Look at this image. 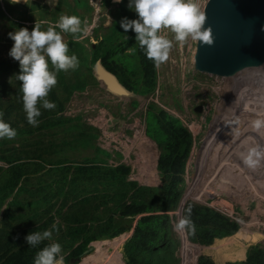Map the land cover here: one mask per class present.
Here are the masks:
<instances>
[{
	"label": "trees",
	"instance_id": "16d2710c",
	"mask_svg": "<svg viewBox=\"0 0 264 264\" xmlns=\"http://www.w3.org/2000/svg\"><path fill=\"white\" fill-rule=\"evenodd\" d=\"M104 1L110 3L109 0ZM127 5L128 0L119 3L117 10L112 12L114 19L109 30L101 39L96 31L98 42L95 45L91 42L87 46L78 38L84 33L86 18L92 17L96 7L92 1L59 0L56 6L50 7L40 2L21 4L0 0V19L7 20L11 28L27 27L26 22L30 21L31 29L37 23L41 30H46L50 25L55 27L60 16L75 15L80 18L82 29L75 34L66 33L69 35L66 41L69 54L74 53L78 57L79 65L75 69L57 73V84L47 97L55 102L56 107L48 110L38 105L42 115L37 118L39 123L36 126L28 123L23 108L22 82L15 77L20 71L19 62L0 59V119L17 132L12 139H0V160L12 163L9 170L17 174L16 181L24 176L29 180L30 174L37 171V167H31L32 162L52 164L45 174H41V177L47 175L48 180L47 185H41L40 189L47 191L48 188L59 195L61 192L60 206L69 207V216L63 219L71 222L67 225L71 230V245L80 240L78 246L70 250L69 257L79 256L94 240L112 239L126 232L139 213L164 209L152 218L139 219L134 234L123 245V258L125 264H179L176 251L181 242L173 236L171 221L166 219L171 216V211L178 208L182 198L181 193L176 195L175 192L179 191L180 185L181 188L183 186L181 173L190 153L192 134L179 118L164 110L160 114L150 112L147 116V132L162 148L158 169L165 176L166 184L160 191L130 179L129 165L110 163L111 153L96 144V139L100 138V128L89 123L81 114L71 116L65 113L66 104L76 92L85 91L90 84H99L93 74L98 59H102L104 65L136 94L146 96L156 91L157 65L148 59L146 50L140 47L137 34L131 29L124 32L120 26L121 19L125 17L138 18L137 13ZM56 31L60 32L58 28ZM129 49L131 51L127 52ZM132 58L138 60V69L130 66ZM49 67L52 68L51 64ZM133 103L138 102L134 100ZM171 175L175 177L171 178ZM172 196H175L174 203H171ZM209 212L205 207L197 208L196 204L188 207L184 218L191 221V227H185L191 242L209 246L241 233L239 222ZM242 239L248 241L249 237L244 234ZM117 242L113 243L114 252L109 256L108 264H124ZM100 243H96L98 249L94 256L86 257L81 264H87L88 260L105 262L108 255L106 248H99ZM50 244L44 240L37 247L26 248L21 252L20 259L18 253L7 264H35L37 253ZM198 264L219 263L211 253L206 252L198 257ZM224 264H264V246L253 244L245 250L244 258L229 260Z\"/></svg>",
	"mask_w": 264,
	"mask_h": 264
},
{
	"label": "rangeland",
	"instance_id": "374dc122",
	"mask_svg": "<svg viewBox=\"0 0 264 264\" xmlns=\"http://www.w3.org/2000/svg\"><path fill=\"white\" fill-rule=\"evenodd\" d=\"M90 1L96 7L92 17L86 18L84 33L78 38L87 46L91 42L94 45L98 42L95 37L97 32L101 39L109 30L114 19L112 12L119 6L115 0H109L110 3L99 0L97 4L96 0ZM37 2L54 7L59 0H56L54 5L48 0H20L21 4ZM196 3L202 12L203 0H196ZM80 10L82 11L81 8ZM30 23L26 22L31 31ZM95 27L98 29L95 30ZM15 29L8 25L7 20L0 19V59L7 62H18L8 54L14 43L8 33ZM162 34L169 39L173 36L168 29H163ZM61 35L66 42L69 35L63 32ZM195 43L196 41L190 39L184 43L173 40L168 60L157 66L158 87L153 94H137L134 98L114 96L99 82L96 85L90 84L83 92H76L66 104L65 113L71 116L81 114L89 123L100 128V138L96 139V144L111 153V163L128 164L131 167V179L138 180L141 184L151 183L153 188L160 191L166 184L165 176L158 169L162 148L147 132V116L150 112L160 114L164 110L167 114L179 118L182 125L192 134V142L181 173L183 186L181 188L180 185L179 191L175 192L176 195L181 193L182 198L178 208L166 219L171 221L173 236L181 242L176 255L180 260L179 264H183L185 257L191 259L190 264H198V257L207 252L211 253L219 264H224L229 260L244 258L245 250L253 244L264 246V158L261 164L253 169L243 164L240 155L246 154L249 147H264V128L253 131L249 123L256 114L264 117V89H255L258 85L255 78L264 83V68L251 69L250 72L255 78L246 74L236 77L239 73L231 75L217 69L199 72L194 69ZM130 51L131 49L127 52ZM129 64L139 68L137 59L132 58ZM134 100L138 103L134 104ZM251 115L254 117L250 118ZM238 116L245 119L240 124L229 123ZM143 134L148 140L143 138ZM150 151H153L156 160V167L154 165L153 169H156L157 177L149 183L142 163L147 159L145 153ZM174 177L175 175H171V178ZM47 190L50 191L48 188ZM174 197L172 196L171 201ZM192 204L239 222L241 233L209 246L188 240V243L195 244L198 248L187 246L185 250L183 241L187 240L186 229L178 231L174 225L180 218H184ZM163 211L164 209L142 212L136 215L135 219L139 221L147 216L152 218ZM65 230L71 231L69 227ZM244 234L249 237L248 241H243ZM100 247L106 248L108 256H105V262L88 260L87 264H108L109 256L114 250L108 245ZM97 249L96 247L92 254L82 259L73 258L70 261L72 264H81L86 257L94 256ZM121 250L120 258L124 263ZM68 251L62 250L60 255L65 256Z\"/></svg>",
	"mask_w": 264,
	"mask_h": 264
},
{
	"label": "clouds",
	"instance_id": "9594fccd",
	"mask_svg": "<svg viewBox=\"0 0 264 264\" xmlns=\"http://www.w3.org/2000/svg\"><path fill=\"white\" fill-rule=\"evenodd\" d=\"M121 1L115 0L116 3ZM10 2L19 3L20 0ZM48 2L54 5L56 0ZM127 7L134 10L138 18L121 19V28L124 32L131 29L137 34L136 39L140 47L146 50L148 59L154 61L157 66L168 60L173 40L178 43H184L189 39L200 43L211 42L209 33L202 27L204 15L199 10L196 0H128ZM56 28L60 32L56 31ZM163 29L173 33L171 39L162 34ZM81 31L79 17L62 15L55 27L50 25L46 30H41L40 25L35 23L31 31L27 27H18L8 33L9 38L14 41L8 54L19 62L20 71L15 77L22 82L23 108L29 124L36 126L39 123L37 118L42 112L38 105L48 110L56 107L55 102L47 97L57 84V73L60 70L75 69L79 65L78 57L74 53L69 54L68 43L62 38L61 32L75 34ZM49 64L52 66L51 69ZM236 122L238 117L229 123ZM249 123L253 131H259L264 128V117L256 114ZM16 135V130L0 119V138L12 139ZM240 155L243 164L254 169L264 158V147L252 146L247 149L246 154ZM186 226L191 227V221L187 217L180 218L174 225L178 231H183ZM53 228L59 231L58 225H53ZM52 234L51 229L43 233L37 231L29 234L26 239L32 247H37L45 239L52 237ZM61 252V244L52 243L37 253L35 264H63L62 255L57 259Z\"/></svg>",
	"mask_w": 264,
	"mask_h": 264
},
{
	"label": "crops",
	"instance_id": "0c3cea01",
	"mask_svg": "<svg viewBox=\"0 0 264 264\" xmlns=\"http://www.w3.org/2000/svg\"><path fill=\"white\" fill-rule=\"evenodd\" d=\"M145 156L147 159L142 163L144 166L142 169L145 168L146 176L150 183V180H153L155 176L157 177V174L156 169H153V167L148 168L146 166L147 160L152 157L151 151L145 153ZM155 162L156 160H154L153 157L154 165ZM11 164L12 163L7 161L0 160V264H7L10 258L14 255L17 257L18 253H20V259L22 255L21 252L26 248H32L26 237L37 231L43 233L44 231L51 229L53 233L52 237L45 239V241H49L50 243L58 242L61 244L63 251L66 249L69 250L67 254L63 256L64 264H72L70 260L73 258L79 259L81 257L80 259H82L83 257L92 254L96 248V243L98 242H101L99 248H103L100 246L109 243L108 247H112L113 243L117 240L118 249H122L127 238L134 234L138 219H134L132 226L121 235L112 239L94 240L87 248L89 249L90 247H93V250L87 253L83 252L79 256L69 257L70 250L78 246L80 242L79 240L71 245L72 240L69 233L70 231L66 232L65 230L67 225L71 224V222H67L63 219V217L69 216V207L64 206L62 208L60 206L59 202H61L62 198L61 192V195H59V193L56 194L52 191L40 189V186L46 184L48 180L47 175L41 177V174H45L47 172L46 169L50 168L52 164L45 161L32 162L31 167H37V171L31 174L29 173V180L24 176L22 179H17V181V174L15 175L9 170ZM17 182H19L18 185H16ZM150 184L143 185L150 187ZM170 213H172V211ZM53 225H58L59 231H56L53 228ZM104 241H107V243Z\"/></svg>",
	"mask_w": 264,
	"mask_h": 264
},
{
	"label": "water",
	"instance_id": "95a60500",
	"mask_svg": "<svg viewBox=\"0 0 264 264\" xmlns=\"http://www.w3.org/2000/svg\"><path fill=\"white\" fill-rule=\"evenodd\" d=\"M202 5V27L211 42L196 41L194 69L199 72L217 69L234 75L248 68H264V0H203ZM93 74L114 96H136L102 59L96 61ZM91 250L93 247L84 253Z\"/></svg>",
	"mask_w": 264,
	"mask_h": 264
},
{
	"label": "bare ground",
	"instance_id": "6f19581e",
	"mask_svg": "<svg viewBox=\"0 0 264 264\" xmlns=\"http://www.w3.org/2000/svg\"><path fill=\"white\" fill-rule=\"evenodd\" d=\"M4 7V6H3ZM5 9V8H4ZM251 69H253V68H248V69H245V70H242L241 71V73H239V75H237L236 77H241V76H244L245 74H246V76H253V74L250 72L251 71ZM254 74H255V72H254ZM254 77V76H253ZM255 78V77H254ZM256 79V81H257V86H255V89L256 90H258V91H263V89H264V83H261L257 78H255ZM251 85V84H250ZM248 88H250V87H248ZM248 90V89H247ZM252 91V90H251ZM254 93H255V91H253ZM248 96V95H247ZM244 102V101H243ZM241 113V112H240ZM234 115H235V113H234ZM244 115V114H243ZM255 115V114H254ZM254 115L252 116L251 115V117L250 118H252V117H254ZM245 118H243V116L242 117H239L238 116V122H236V123H238V124H240L241 123V121H243ZM235 124V123H234ZM141 135V134H140ZM146 135H144L143 134V138L144 139H146V140H148L146 137H145ZM242 138V137H241ZM247 142V141H246ZM242 143V142H241ZM240 145H242V144H240ZM239 146V145H238ZM231 148V147H230ZM237 148V147H236ZM153 157H154V153H153V151H152V157H150L148 160H147V162H146V166L149 168V167H154V163H153ZM250 180V179H249ZM184 246H185V250H186V248H187V246H192L193 248H198L197 246H195V244L194 245H192V243L190 244V243H188L187 241L184 243ZM191 263V259L190 258H187L186 259V257H185V260H184V264H190Z\"/></svg>",
	"mask_w": 264,
	"mask_h": 264
},
{
	"label": "built area",
	"instance_id": "2783aa9c",
	"mask_svg": "<svg viewBox=\"0 0 264 264\" xmlns=\"http://www.w3.org/2000/svg\"><path fill=\"white\" fill-rule=\"evenodd\" d=\"M186 238H187V237H186ZM186 241H188V240H186ZM186 241H183V244H184ZM183 264H184V262H183Z\"/></svg>",
	"mask_w": 264,
	"mask_h": 264
}]
</instances>
